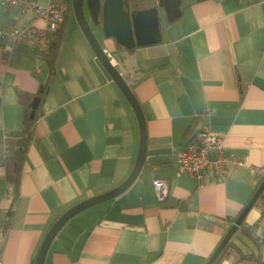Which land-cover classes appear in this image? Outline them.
Wrapping results in <instances>:
<instances>
[{
  "label": "crops",
  "instance_id": "crops-1",
  "mask_svg": "<svg viewBox=\"0 0 264 264\" xmlns=\"http://www.w3.org/2000/svg\"><path fill=\"white\" fill-rule=\"evenodd\" d=\"M182 5L171 22L159 7L160 42L131 49L97 24L94 33L116 68L133 76L131 88L146 120L147 155L124 192L66 222L44 264H205L256 188L259 177L248 168L224 179L208 176L203 184L188 174L177 176L173 153L196 116L198 130L208 126L222 134L227 151L264 165V0H183ZM69 17L58 31L53 72L33 50L5 53L0 45L2 264H35L54 221L81 200L123 182L138 156L134 110ZM31 18L0 0V27ZM44 81L42 112L15 185L1 160L3 143L17 138L24 126L19 91L39 93ZM155 177L169 182L163 201ZM263 215L254 204L245 216L244 223L257 225L258 239L249 238L243 250L255 249L260 256L246 264H264ZM238 258L230 247L218 264Z\"/></svg>",
  "mask_w": 264,
  "mask_h": 264
},
{
  "label": "water",
  "instance_id": "water-1",
  "mask_svg": "<svg viewBox=\"0 0 264 264\" xmlns=\"http://www.w3.org/2000/svg\"><path fill=\"white\" fill-rule=\"evenodd\" d=\"M84 1L87 10L84 9ZM182 2L183 0H163L160 4H155L139 10H131L129 3L125 2V0H72V8L75 17L88 43L106 71L122 90L134 110L140 128L139 152L130 174L123 182L110 190L81 200L68 208L54 221L39 248L35 264H44L48 249L53 239L69 219L89 207L114 198L124 192L139 175L147 155L148 133L142 107L131 88V84L128 83L125 75L116 68L110 59L109 54L104 50L96 37L91 26V21L95 24L101 22L106 36L116 37V40L120 44L131 49L137 45L160 42L162 40V32L159 7L164 9L167 20L171 22L180 17L182 13ZM87 14H89V18L87 17ZM39 91H44L43 85L40 87ZM39 101L40 96L36 95L31 102V116L34 115L35 109L39 105ZM263 188L264 178L252 198L237 216L205 264L214 263L227 242L234 235L237 227L244 220L250 208L254 205Z\"/></svg>",
  "mask_w": 264,
  "mask_h": 264
},
{
  "label": "built area",
  "instance_id": "built-area-1",
  "mask_svg": "<svg viewBox=\"0 0 264 264\" xmlns=\"http://www.w3.org/2000/svg\"><path fill=\"white\" fill-rule=\"evenodd\" d=\"M8 5H16L23 12H30L32 18L24 23L0 27V45L5 53L20 49H30L43 58L49 51L62 24L67 19L72 8V0H4ZM40 66H36L39 70ZM128 83L133 82V76L124 74ZM0 91L2 86L0 84ZM207 113L209 110L205 108ZM9 153L6 139L3 143L2 162ZM176 164V175L188 174L198 184L208 180L224 179L233 170L248 168L259 178H264V165L250 164L236 153L227 151L222 134L213 131L208 126L200 128L191 138H187L173 153ZM153 186L158 200L163 201L169 193V182L164 177L153 178ZM13 184H8V190L13 191ZM255 204L264 210V194ZM231 223L235 221L230 218ZM264 220V215L260 222ZM245 228L256 233L257 225L245 223ZM0 231V243L3 239ZM0 264L1 258H0Z\"/></svg>",
  "mask_w": 264,
  "mask_h": 264
},
{
  "label": "trees",
  "instance_id": "trees-1",
  "mask_svg": "<svg viewBox=\"0 0 264 264\" xmlns=\"http://www.w3.org/2000/svg\"><path fill=\"white\" fill-rule=\"evenodd\" d=\"M125 2L129 3L131 10H139V9L150 7L156 4L153 0H125ZM185 6L186 5H182V10ZM59 34L60 33H58L57 38H55L52 41V44L50 46L48 53L44 56V58L46 59L50 67V72H53L54 70V60L58 52L59 41L61 38ZM47 82L48 81H44L43 83V86H44L43 92L30 93L27 91H19L18 93V99L24 105V120H23L24 126H23V129L21 130L20 135L17 138L6 139V142L8 144V150H9V153L6 157L8 179L13 181L15 185H17L19 182L22 164L25 160L28 146L33 138L34 125L36 123L37 118L41 115V112H42L40 111V106H38L35 109L34 115L31 116V111H32L31 102L36 95H39L40 99H42L47 89V85H48ZM199 121H200L199 117L195 116L192 118L191 122L189 123L188 127L186 128L183 134L184 138L186 139L191 138L198 131ZM262 180L263 178H259L258 184L256 188L254 189V191L252 192L249 200L252 198L253 194L255 193L256 189L258 188ZM263 194H264V188L259 194V196L257 197V199L263 196ZM249 200L246 202V204L249 202ZM245 205L242 207L240 212L233 218L234 220L241 213ZM244 222H245V218L240 223V225L237 227L234 235L227 242L222 252L216 258L213 264H218L223 254L225 253V251L230 247L235 248L239 254V258L232 264H246L248 261L252 259L260 260V256L257 255V253L255 252L256 251L255 249H251L248 251L243 250L242 244L244 242L247 243V240L249 238H252L251 240H253L254 242H256L258 239V235H256V233H253L252 231H249L245 228Z\"/></svg>",
  "mask_w": 264,
  "mask_h": 264
},
{
  "label": "rangeland",
  "instance_id": "rangeland-1",
  "mask_svg": "<svg viewBox=\"0 0 264 264\" xmlns=\"http://www.w3.org/2000/svg\"><path fill=\"white\" fill-rule=\"evenodd\" d=\"M184 2H185V0H184ZM84 5L86 6L85 1H84ZM85 6H84V9H85ZM87 17H88V18L90 17L89 14H87ZM69 18H70L71 21L75 22V24L77 23L78 26H79V28L81 29V27H80V25H79V23L77 22V19H76V17H75V13H74V11H73V8L70 10V17H69ZM162 25L165 26V22H164V21L162 22ZM91 26H92L93 31H95V33H96L97 24H95L93 21H91ZM81 30H82V29H81ZM82 32H83V31H82ZM109 201H110V199H109V200H106V201H103V202H101V203H99V204H96V205H94V206H92V207H89V209H86V210L81 211V213H79V215H78L77 217H75V218H80L81 216L87 214L88 212H92L93 210H96L97 208H100V207H102V206H105V204H107V202H109ZM97 206H99V207H97ZM91 210H92V211H91ZM75 220H77V219H75ZM247 251H248V250H247Z\"/></svg>",
  "mask_w": 264,
  "mask_h": 264
},
{
  "label": "flooded vegetation",
  "instance_id": "flooded-vegetation-1",
  "mask_svg": "<svg viewBox=\"0 0 264 264\" xmlns=\"http://www.w3.org/2000/svg\"><path fill=\"white\" fill-rule=\"evenodd\" d=\"M85 6V5H84ZM85 10H86V6H85Z\"/></svg>",
  "mask_w": 264,
  "mask_h": 264
}]
</instances>
